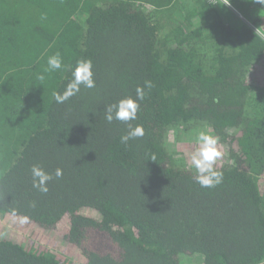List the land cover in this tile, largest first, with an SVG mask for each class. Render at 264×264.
Here are the masks:
<instances>
[{"label":"trees","instance_id":"1","mask_svg":"<svg viewBox=\"0 0 264 264\" xmlns=\"http://www.w3.org/2000/svg\"><path fill=\"white\" fill-rule=\"evenodd\" d=\"M231 3L264 33V5ZM81 58L95 87L56 103ZM149 80L135 120L105 119ZM33 165L63 175L43 193ZM0 264H264L262 35L213 0H0Z\"/></svg>","mask_w":264,"mask_h":264},{"label":"clouds","instance_id":"2","mask_svg":"<svg viewBox=\"0 0 264 264\" xmlns=\"http://www.w3.org/2000/svg\"><path fill=\"white\" fill-rule=\"evenodd\" d=\"M253 2L264 5V0H253ZM231 0L224 5L230 6ZM44 17H42L43 19ZM64 67L62 56L59 52L50 56L47 60L45 73L60 70ZM38 79L43 81L44 74L38 75ZM85 88L95 87L93 79L92 61L87 58H81L77 61L75 68L72 71V79L67 83L65 90L61 92H53V97L58 104H63L71 97L80 92L81 86ZM151 89L152 82L145 81L144 86H137L135 97L127 96L119 99L116 103L110 104L105 110V119L111 123L114 119L122 122H129L137 118V112L140 106V101L145 98L144 89ZM144 135L142 125L133 127L128 124V131L121 136V143L127 144L131 139L139 138ZM197 147L190 154V165L195 170L194 179L202 188H214L223 181V171L216 167L217 161L220 160L224 153L220 145L219 137L209 131H200L195 137ZM154 160V158H153ZM33 187L40 192L47 193L48 182L55 178H60L63 175L61 168L55 169L54 176L52 173L45 171L39 165H33L31 168ZM27 217H24L22 222H26Z\"/></svg>","mask_w":264,"mask_h":264},{"label":"built area","instance_id":"3","mask_svg":"<svg viewBox=\"0 0 264 264\" xmlns=\"http://www.w3.org/2000/svg\"><path fill=\"white\" fill-rule=\"evenodd\" d=\"M214 3L216 2H220L225 4L226 2H229V0H213ZM228 6V5H226ZM232 12H234V14L237 16V18L241 21H243L245 24H247L253 31L259 33L260 35H262V37L264 38V33L262 32V30L260 29L259 26H256L255 24L251 23L247 16L237 7H235L232 3H230V6H228Z\"/></svg>","mask_w":264,"mask_h":264},{"label":"rangeland","instance_id":"4","mask_svg":"<svg viewBox=\"0 0 264 264\" xmlns=\"http://www.w3.org/2000/svg\"><path fill=\"white\" fill-rule=\"evenodd\" d=\"M198 133H199V132H196V136L198 135ZM179 136H180V135H179ZM193 139H195V136H194V138H193ZM194 263H195V262H194Z\"/></svg>","mask_w":264,"mask_h":264}]
</instances>
